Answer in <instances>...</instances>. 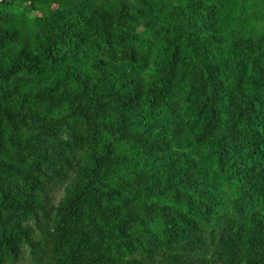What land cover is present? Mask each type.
I'll list each match as a JSON object with an SVG mask.
<instances>
[{"label":"trees","instance_id":"trees-1","mask_svg":"<svg viewBox=\"0 0 264 264\" xmlns=\"http://www.w3.org/2000/svg\"><path fill=\"white\" fill-rule=\"evenodd\" d=\"M0 264H264V0L1 2Z\"/></svg>","mask_w":264,"mask_h":264},{"label":"water","instance_id":"water-1","mask_svg":"<svg viewBox=\"0 0 264 264\" xmlns=\"http://www.w3.org/2000/svg\"><path fill=\"white\" fill-rule=\"evenodd\" d=\"M4 1H5V0H0V3H1V2H4Z\"/></svg>","mask_w":264,"mask_h":264},{"label":"rangeland","instance_id":"rangeland-1","mask_svg":"<svg viewBox=\"0 0 264 264\" xmlns=\"http://www.w3.org/2000/svg\"><path fill=\"white\" fill-rule=\"evenodd\" d=\"M58 195H59V192H58Z\"/></svg>","mask_w":264,"mask_h":264}]
</instances>
